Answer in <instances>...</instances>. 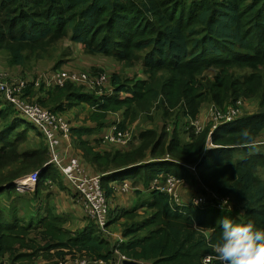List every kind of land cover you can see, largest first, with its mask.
Wrapping results in <instances>:
<instances>
[{
    "label": "trees",
    "instance_id": "1",
    "mask_svg": "<svg viewBox=\"0 0 264 264\" xmlns=\"http://www.w3.org/2000/svg\"><path fill=\"white\" fill-rule=\"evenodd\" d=\"M62 41L69 44L59 56L81 45L88 55L128 66L140 63L143 78L112 73L111 92L97 94L71 83L46 88L39 76L36 86L32 82L24 89V98L59 113L87 105L92 110L88 119L97 122V129L104 125L101 119L117 111L124 114L120 128L152 109L163 123L172 124L171 132L165 126L141 130L132 138L135 145L125 151L85 154L100 173L117 169L101 177L107 198L128 181L142 187L134 190L135 205L108 219V224L124 220L121 254L139 264H202L203 256L214 254L221 218L252 221L264 229V181L258 176L264 154L237 159L233 155L258 141L264 131V110L245 114L234 121L238 123L222 124L210 135V126L199 133L189 126L204 103L225 109L239 98L257 96L258 107L264 109V0H0V56L7 53L9 66L25 65L35 49H46L47 55L50 45ZM61 59L50 71L63 69L58 68ZM210 70L215 71L212 79L206 76ZM25 120L0 97V199L9 212L14 202L10 193L16 190L13 182L39 170L38 192L44 183L45 168H40L49 160L47 144L30 150L19 147L26 134ZM180 124L188 133L184 141L177 135ZM244 130L251 140H242ZM167 175L191 184L198 177L218 196L207 197L208 202L230 197L233 204L229 210L197 208L189 201L177 207L166 192L149 189L152 181ZM145 193L150 199L142 201ZM192 193L202 194L204 189ZM30 208L34 210L32 201L25 206ZM140 209L150 211L141 217ZM41 210L20 218L0 207V259L6 258L5 264H26L51 251L52 260L58 261L77 255L104 264L116 261L115 246L92 220L70 230L63 217L51 211L40 218ZM20 234L31 242L20 240ZM12 239L20 240L22 249H17L19 244L8 246Z\"/></svg>",
    "mask_w": 264,
    "mask_h": 264
},
{
    "label": "rangeland",
    "instance_id": "2",
    "mask_svg": "<svg viewBox=\"0 0 264 264\" xmlns=\"http://www.w3.org/2000/svg\"><path fill=\"white\" fill-rule=\"evenodd\" d=\"M67 44H69V42L62 41V42L50 45L48 48V51H47V55H46V49L45 50L44 49H35L32 52L28 53V60L25 63V65H21V66H17V67L9 66L6 62L7 53L2 54L0 56V73L3 74V76H0V79L3 81H8V80L12 81L13 79L16 80V79H21V78L31 79L34 82V86H35L36 79L39 76H41L43 73L49 72L51 67L53 66V62H55L58 58H62L60 63H59L58 68H63V69H67V70L86 71L90 74H96L98 72H106L108 74V76H110L112 73H118L122 77L132 78V77H134V75H136L138 78H143V74L141 73V68L139 65L140 63H136V64H134V66H128V65H125L121 62L114 61L113 59H111L109 57L99 56V55H88V54L83 52L81 45H77L75 48H73L72 52L70 54H65V56H59V53L62 51V49L67 48L66 47ZM214 73H215L214 70H210L206 73V76H208L209 79H212ZM45 86H46V88L52 87L49 84H45ZM72 86L75 88H79L81 90H84V91H88V92H99L98 89H92V88H90L86 85H83V84H72ZM100 90L101 91L112 90V85L110 83V79H109V82L107 84H105ZM257 98H258L257 96L244 97L242 99L239 98L238 100H241V104H240V111H239L240 114L238 115L237 118L242 117L245 114L254 113V112H257L260 110H264V109H261L258 107V105L256 103ZM24 99H27V98H24ZM212 105H213L212 103H204L200 109L198 117L196 119L190 121L189 126L194 129L193 124H192L194 121H198L200 125L206 126L208 124L207 122L209 120V109ZM85 106L87 107V105H85ZM78 107L80 109H78ZM68 108H71V107H68ZM86 109H89V108H86ZM75 110H77V113H78L77 119L80 116H82V118H83L82 122L77 121L78 123H83V122L85 123L86 120H89L88 119L89 110L85 112V109L81 108L80 106H77L75 108H72L70 110H67L65 112L60 113L64 117V119L70 124V126H71V121H70L69 117H71V114H74ZM114 113L115 112L108 113V116L109 117H111V116L115 117ZM158 113L159 112L156 109H152L151 112H149V113L138 114L137 118L133 122H128V124L124 128H122L124 130L129 131L131 134V140L129 143H131L132 138L134 137V134L136 133L138 135L139 132L144 128H156V129L160 130L161 127L165 126L166 128L168 127L167 131L171 132V128H172L171 122H169V120H167L163 123L162 119L160 118V115ZM181 121H184V118ZM181 121H180V123H181ZM122 122H124V118H123ZM233 123H238V121L233 122ZM23 126L26 129V134L24 136V139L19 141V147L20 148L30 150L31 148H38L41 145H44V142L46 144L45 139H43L44 137L41 135H38L37 134L38 131L31 124H29L26 120L23 122ZM105 128L98 130L100 135H98L99 142L96 144L103 145L104 142L102 140H100V137H101V133L104 131ZM177 135L182 141L187 139L188 133H186L184 126H182V124L179 125ZM255 144L257 145L256 147L248 146V148L244 147L245 149L244 148L243 149L238 148L237 150H235L233 152L235 159L243 158L245 155L256 153V152H261L264 154V131L262 132V134H260L259 139L257 142H255ZM108 145L109 144H107L106 146H108ZM65 146H66V144L63 143L62 147L64 148ZM115 146H117V145H115ZM115 146H113V147H115ZM87 147H88V145H86V146L84 145V147H82L80 145V140L77 139L76 137H74V134L72 133V130H71V142H70V149H69L70 153L73 154V156L78 157L81 165L85 168V170L87 171L88 174H99L102 177V174L99 171H96V168L94 166H90L88 161L85 159L86 152H89V149ZM208 148H214V147L212 145H209ZM163 156H165V155H163ZM147 159H148V157H147ZM189 168L194 170L193 166H189ZM9 171H10V168H8L5 172L8 173ZM52 171L53 172L55 171L54 165H51L49 167V171L46 172V178L51 177ZM24 176H26V175H24ZM24 176H22V177H24ZM258 176L264 181V168H263V166L258 169ZM22 177H20V178H22ZM196 178L198 180L197 183L194 182L191 184V183L187 182V180H185V183L181 186L180 197H181L182 201H183V198L186 200V198L188 199V197L191 196L192 194H196V193H192V192H195V191L199 190L200 188L204 189V193L201 194L204 198L209 197V198L215 199L216 197H218V196H216V194L212 190H210L209 186H207L203 182H200L198 177H196ZM22 179H24L23 182L26 183L25 178H22ZM128 182L130 183V184L128 183L130 188L125 194H117L116 195V192L113 191L108 198L106 197L108 208H110V210H111V213H109L110 211H108V215H107L108 219L111 218L112 215H115V213H113V212H116V214H117L120 210V209H115L113 207V206H115V203H118L117 206H121L119 204V201L126 200L127 197L131 198L133 196H138V195H136L134 190L137 188L141 189L142 188L141 185L138 184L137 186H133V184L130 181H128ZM197 186H199V187H197ZM65 187L66 188L60 187L61 188L60 189L59 186L56 185L55 182L47 183L46 189L43 190V192L45 193L44 195L42 194V192H40V189L38 190V192H36L35 188L33 190H29V191H16L15 190V191L10 193L11 197L13 196V201H14L12 211L9 212L10 209H7L8 207L3 206L4 202L1 199H0V207L3 209L5 214H8V215L10 214L12 216H19L20 218H27V215L23 216L22 214L23 213H26V214L35 213L36 209H38L40 206H43L45 198H46V200L48 201V204H50V202L52 203V201H53L54 205H52V207L48 208L47 210L42 209L39 217L42 218L46 214H48L49 211H51L52 213L58 214L61 217H63L66 228H68L70 230H76L82 224V223H79L80 221H82L84 219V222H89L88 220H91V219L89 218L87 212L85 215L86 217H83L80 215V211L84 207L82 202H81L80 197L68 185H65ZM34 191L37 193V195H35ZM146 191H148V190H146ZM185 191H188L187 195H186ZM48 192H49L50 196L45 197V195ZM61 192H63V195L61 194ZM145 194L146 195L144 197L142 196V201H147L150 199V194L149 193H145ZM68 199H70L72 202L68 201ZM30 201L33 202L34 210H32L30 208L27 211L25 209V206H28ZM136 203H137V201L135 202V204ZM232 204L233 203L231 202L230 206H232ZM203 206H207L206 208H210V209L215 208V207H213V205H209V204L203 205ZM65 208L67 210L69 208H71V210L74 213L78 214L77 219L74 217L71 218V217H69V215H67V218H66L65 216L67 213L65 212ZM206 208H204V209H206ZM18 210H19V212H18ZM149 211L150 210H147V209H140L138 214H139V216L142 217V216L147 215L149 213ZM9 219H11V218H9ZM20 220H22V219H20ZM11 222H12V220H11ZM125 222H126V220H125ZM114 223H117V222H114ZM114 223H113V225L107 224L106 231L100 232L102 236H104L105 238L110 240L111 246H115V244L119 241V239L121 237V236L114 237L113 230H116L117 229L116 226H118L117 224H114ZM123 223L119 224V231L120 230L122 231V224ZM113 226H114V229L112 230L111 227L113 228ZM119 234H120V232H119ZM20 237H21L20 240H23L24 242H27V243L31 242L29 237H23L21 234H20ZM121 238H123V237H121ZM20 240L12 239V240H10L8 246L12 247L13 245L19 244V247L17 249H19V248L22 249V247H20ZM12 252L9 253L10 257H13L15 255ZM53 255H54V251H51V253H49V254L40 253L39 257L34 258L33 260L27 262L26 264H59V263H61V264H79L81 261H84L85 264H90L89 262L94 261V260H92L88 257H85V256L80 257L79 255H77L74 258L66 257V260L58 261V259L52 260ZM2 262L5 264L6 258H5V260L0 259V264ZM16 263H18V262H16Z\"/></svg>",
    "mask_w": 264,
    "mask_h": 264
},
{
    "label": "built area",
    "instance_id": "3",
    "mask_svg": "<svg viewBox=\"0 0 264 264\" xmlns=\"http://www.w3.org/2000/svg\"><path fill=\"white\" fill-rule=\"evenodd\" d=\"M46 84L52 87H62L68 83L83 84L92 89H98L97 94L104 91L100 89L109 82V76L106 72H98L90 74L86 71L55 69L41 75ZM36 79L35 85L38 84ZM33 82L31 79H16L3 81L0 79V97L3 101L12 106L14 111L19 116L24 117L31 123L44 137L47 147L49 160L48 164L54 165L64 176L70 188H72L80 197L85 212L94 222L100 231H106L108 224V205L105 191L102 187L101 176L99 174H88L85 168L81 165L78 157L70 153L71 142V126L59 112L50 111L41 107L39 104L24 99V89ZM108 92H111L109 90ZM241 100H237L234 105L227 106L225 109L218 108L214 104L209 109V120L206 126L200 125L198 121H194L193 127L195 133L202 132L205 127H209V135L212 134L222 124L234 122L240 114ZM101 140L104 144L117 146H126L131 140L129 131L120 128L117 124H112L109 128H105L101 133ZM66 146L61 150L62 144ZM168 155L165 159H168ZM38 171L30 173L24 177L26 183L21 184L19 179L13 182L17 191H29L35 188L38 179ZM185 183L184 179L167 175L164 178H157L151 182L150 190H159L166 192L170 196V200L177 207H182L184 202L180 197L181 186ZM128 183H124L118 189L121 192L129 190ZM187 201L197 208H203V205H213L219 209H230L231 198H218L217 203L208 202L201 194L191 196ZM198 201V203H193ZM122 239L115 244L113 254L116 256V261L111 264H123V261L130 260L126 258L118 250ZM202 264H218L217 257L214 254H207L201 259ZM61 264V263H59ZM79 264H85L81 261Z\"/></svg>",
    "mask_w": 264,
    "mask_h": 264
},
{
    "label": "crops",
    "instance_id": "4",
    "mask_svg": "<svg viewBox=\"0 0 264 264\" xmlns=\"http://www.w3.org/2000/svg\"><path fill=\"white\" fill-rule=\"evenodd\" d=\"M71 45V44H70ZM36 86V85H35ZM45 96V95H43ZM77 106H72L71 108H67V110H70L72 108H75ZM81 108L85 109V112L89 110L88 112V115L92 112V110L89 108V107H86L85 105H81L80 106ZM86 108H89V109H86ZM78 109H80L78 107ZM66 110V111H67ZM65 112V111H64ZM115 117L111 116L109 117L108 114L106 115V117L104 119H101V122L104 124L102 128H109L110 125L112 124H117L118 126L122 124V121H123V118H124V115H123V112L122 111H117L114 113ZM68 117V116H67ZM78 113H77V110H75L74 114H71V117H69L70 121H71V130H72V133L74 134V137H76L77 139L80 140V143H83L85 146L88 145V149L91 153H99L100 155H103L107 152H110V151H116V150H120V151H125L126 149H130L132 146L135 145V141L127 144L126 146H115V145H108L106 146L107 144H104L103 145H99V144H96L99 142V138H98V135L99 134V131L100 129H97L96 128V125H97V122H92V121H89V120H86L85 123H78L77 121H81L83 120L82 116H80L78 119ZM74 118V119H73ZM90 122V123H89ZM101 128V129H102ZM147 128H144L142 130H145ZM38 134V133H37ZM138 136L136 133L134 134V137ZM44 145H45V142H44ZM115 146V147H113ZM64 148H61V150H63ZM89 163V161H88ZM90 166H92L90 163H89ZM51 165L48 164V162H46L41 168H45L43 170V179H44V183L42 185V188H40V192H42V194L44 195L45 193L43 192L44 190V185L47 184V183H53L55 182L56 185L59 186V188H66L65 185H68V182L65 180L64 176L61 174V172L56 169L55 167V171L51 172V177L50 178H46V172L49 171V167ZM95 167V166H94ZM96 168V167H95ZM97 171V169H96ZM117 171V169L115 170H109L108 171H105L104 173H101L103 178H106L107 176L113 174V172ZM69 186V185H68ZM60 188V189H61ZM116 191V195L117 194H125L124 192H121L118 188L115 190ZM186 195L188 193V191H185ZM61 194L63 195V192H61ZM50 196L49 194H46L45 197H48ZM67 197V196H66ZM188 199L186 198V200L183 198V201L186 202ZM68 201L72 202L70 199H68ZM137 201V198L136 196H133L131 198L127 197L126 200H121L119 201V204L121 206H117L118 203H115V206H113L115 209H121V208H129V207H132L135 202ZM46 205H49V207H52L53 204V201L52 203L50 202V204H48V201L46 200L45 198V201H44V204L43 206H40L41 209L43 210H47L48 209V206ZM82 209V208H81ZM113 210V209H112ZM65 212L67 213L66 214V218H67V215H69V217H74L77 219L78 217V214L74 213L71 208H69L68 210L65 208ZM80 215L83 216V217H86V212L84 210V208L80 211ZM124 220L121 219L119 221H117V223H114V224H117L118 226L116 230H113L114 229V226L113 228L111 227V229L113 230V233H114V237H123L122 236V233H121V230L119 231V224L123 223ZM79 223H82L78 228H82V227H85L87 222H84V219L82 221H80ZM113 223H111L110 225H113ZM120 232V234H119ZM123 241H125V239L121 238ZM90 264H104L103 262L101 261H91L89 262Z\"/></svg>",
    "mask_w": 264,
    "mask_h": 264
},
{
    "label": "clouds",
    "instance_id": "5",
    "mask_svg": "<svg viewBox=\"0 0 264 264\" xmlns=\"http://www.w3.org/2000/svg\"><path fill=\"white\" fill-rule=\"evenodd\" d=\"M242 140H251L248 130L242 132ZM219 230V237L212 244L218 264H264V229L252 221L236 222L223 217L219 221Z\"/></svg>",
    "mask_w": 264,
    "mask_h": 264
},
{
    "label": "water",
    "instance_id": "6",
    "mask_svg": "<svg viewBox=\"0 0 264 264\" xmlns=\"http://www.w3.org/2000/svg\"><path fill=\"white\" fill-rule=\"evenodd\" d=\"M123 264H139L137 261L134 260H125L123 261Z\"/></svg>",
    "mask_w": 264,
    "mask_h": 264
},
{
    "label": "bare ground",
    "instance_id": "7",
    "mask_svg": "<svg viewBox=\"0 0 264 264\" xmlns=\"http://www.w3.org/2000/svg\"><path fill=\"white\" fill-rule=\"evenodd\" d=\"M22 178H26V177H22ZM20 178L19 180L21 181V184H25L23 181L24 179ZM26 182V181H25Z\"/></svg>",
    "mask_w": 264,
    "mask_h": 264
}]
</instances>
